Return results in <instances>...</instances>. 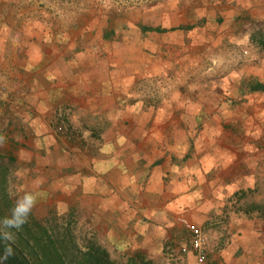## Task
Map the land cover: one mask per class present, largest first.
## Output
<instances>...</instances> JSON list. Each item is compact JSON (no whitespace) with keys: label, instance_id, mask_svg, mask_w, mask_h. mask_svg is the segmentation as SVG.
Segmentation results:
<instances>
[{"label":"crops","instance_id":"crops-1","mask_svg":"<svg viewBox=\"0 0 264 264\" xmlns=\"http://www.w3.org/2000/svg\"><path fill=\"white\" fill-rule=\"evenodd\" d=\"M44 2V13H55ZM236 3L228 17L195 9L191 24L242 30ZM147 10L114 9L107 36L63 40L54 54L36 49L40 63L20 49L25 68L0 74L1 115L11 103L29 155L43 158L30 164L46 170L40 186L95 210V237L115 254L197 264L179 252L190 240L175 221L182 216L207 236L203 264H264V52L242 33L235 54L197 56L204 68L220 65L202 72L196 63L194 89L181 98L184 76L165 47L193 25L174 12L166 25L161 4ZM35 11V0H0L1 14ZM63 122L68 129L56 130Z\"/></svg>","mask_w":264,"mask_h":264},{"label":"rangeland","instance_id":"rangeland-1","mask_svg":"<svg viewBox=\"0 0 264 264\" xmlns=\"http://www.w3.org/2000/svg\"><path fill=\"white\" fill-rule=\"evenodd\" d=\"M35 1L34 13H0V74L25 68L20 60V49L30 52L34 61L40 63L43 56L38 58L36 49L48 52L52 48L54 54L63 40H78L85 44L99 33L107 36V28L110 20L113 22L114 15L109 13L114 9H127L128 13L136 16L140 8L149 11L148 7L157 4L164 8L166 25L173 23L174 13L179 15L180 21L193 25V28L189 26L184 31L182 39L171 40L176 41L175 47H165L169 59L178 62L174 63L177 66L174 70L184 76L180 81L181 98L193 78H189L188 72L198 70L193 69L196 63L202 65L199 68L202 72L208 70L210 65H220L218 62L209 63L204 68L203 61L196 62L199 59L197 56L235 54V42L242 33L244 38L250 35L251 43L264 52V0H184L183 6H173L174 0H51L56 6L55 13L51 15L44 13V0ZM236 2L244 5L242 30L195 29L202 25L201 21L191 24L195 9L204 14L228 12V17ZM93 7L95 14L91 12ZM256 11H259L260 20L255 19ZM120 15L123 18V14ZM152 16L148 12L147 18ZM47 17L51 18V25L45 24ZM19 43H23V47ZM2 81L0 77V88ZM190 88L194 89L193 86ZM207 96L210 98L213 95ZM1 108L0 100V255L2 248L7 246L11 253H21L26 257L24 264H151L141 255H117L101 244L95 237V210L76 209L78 201L75 199L60 200L45 193L40 186L45 168L43 165L36 168L30 165L41 161L43 164V158L29 155L27 141L21 136L22 129L14 121L11 103L4 104V111L8 113L4 117ZM63 129H68L64 122L56 126V130ZM25 196H31L33 200L26 202ZM0 264H4L1 256ZM173 264L185 263L178 260Z\"/></svg>","mask_w":264,"mask_h":264},{"label":"built area","instance_id":"built-area-1","mask_svg":"<svg viewBox=\"0 0 264 264\" xmlns=\"http://www.w3.org/2000/svg\"><path fill=\"white\" fill-rule=\"evenodd\" d=\"M175 221L190 234L189 243L179 249L180 254L185 255L191 252L195 255L197 264H203L209 254V243L204 230L182 216L177 217Z\"/></svg>","mask_w":264,"mask_h":264},{"label":"trees","instance_id":"trees-1","mask_svg":"<svg viewBox=\"0 0 264 264\" xmlns=\"http://www.w3.org/2000/svg\"><path fill=\"white\" fill-rule=\"evenodd\" d=\"M7 246L2 248L1 259L4 260V264H24L26 257L22 256L21 253H11Z\"/></svg>","mask_w":264,"mask_h":264},{"label":"clouds","instance_id":"clouds-1","mask_svg":"<svg viewBox=\"0 0 264 264\" xmlns=\"http://www.w3.org/2000/svg\"><path fill=\"white\" fill-rule=\"evenodd\" d=\"M24 200H25L26 202H31V201L33 200V197H31V196H25ZM29 207H30V203H29ZM24 210H25V212L28 211L27 208H25Z\"/></svg>","mask_w":264,"mask_h":264}]
</instances>
